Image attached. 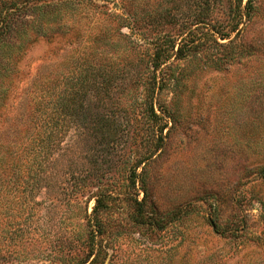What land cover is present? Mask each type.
Here are the masks:
<instances>
[{
  "label": "rangeland",
  "instance_id": "rangeland-1",
  "mask_svg": "<svg viewBox=\"0 0 264 264\" xmlns=\"http://www.w3.org/2000/svg\"><path fill=\"white\" fill-rule=\"evenodd\" d=\"M13 1L0 264H264V0Z\"/></svg>",
  "mask_w": 264,
  "mask_h": 264
},
{
  "label": "trees",
  "instance_id": "trees-1",
  "mask_svg": "<svg viewBox=\"0 0 264 264\" xmlns=\"http://www.w3.org/2000/svg\"><path fill=\"white\" fill-rule=\"evenodd\" d=\"M18 3H20V2H18ZM0 4L3 6H7V7L14 6L15 11L19 12V13H22L24 10L27 9L25 7L24 3L21 2L19 5H17V4H15V2L13 0H0ZM243 17H244V14L242 13L241 14V20H243ZM236 30L237 29H235V31ZM232 32H234V31H232ZM216 33H219L221 40L230 39V33L229 32L228 33H226V32L221 33V30H220V32H216ZM175 47H176V44L173 41L171 43V45L168 48H166L165 50L164 49L162 50V48H157V51L155 52L154 56L152 57V58H155V62L153 64V74H154V80H155L154 92L156 91V89H160V87H159L160 83L163 84L165 81V73L163 72V68L170 61V58H172V53H173V50L175 49ZM182 52H183V48H180L178 50V54H182ZM178 54H177V56H178ZM162 58H164V59H162ZM158 79H160V82H158ZM158 84H159V86H158ZM20 134L29 135V132L28 131L20 132ZM21 145H23V143H21ZM21 145H20V147H21ZM26 145H28V144H26ZM28 148H29L28 146H23L20 148L22 151L20 155H22V154L25 155L24 162L28 161L27 158L29 157V154H30ZM46 149H47V147H46ZM46 156H47V154L45 153V151L43 154V153H41V150L38 149V160L41 163H45L44 159H46ZM8 157H9V160L11 162L15 163L14 159H16L17 162H19L18 154H15L14 156L8 155ZM22 161H23V159H22ZM15 168H16V166L14 167V169ZM24 169H28V166L25 165ZM98 203H99V199L97 200V204Z\"/></svg>",
  "mask_w": 264,
  "mask_h": 264
}]
</instances>
